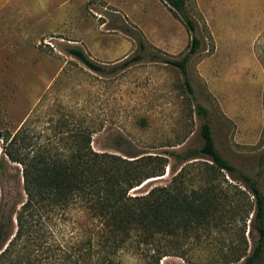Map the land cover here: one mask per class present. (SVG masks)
<instances>
[{
  "label": "rangeland",
  "instance_id": "1",
  "mask_svg": "<svg viewBox=\"0 0 264 264\" xmlns=\"http://www.w3.org/2000/svg\"><path fill=\"white\" fill-rule=\"evenodd\" d=\"M27 1L33 6L27 4L20 17H0V154L27 118L32 128L46 133L60 120L69 129L81 123L93 131L97 152L167 158L163 176L129 192L145 195L169 185L175 170L186 164L171 152L203 146L201 126L208 122L220 153L255 178L264 193V0H186L196 24L193 33L165 0ZM192 35L200 46L187 66L190 92L181 71L153 55L180 60ZM71 48L84 51L105 72L88 69ZM138 54L140 62L121 67ZM198 105L207 111L205 117ZM197 157L184 179L186 192L205 185L198 167L209 161ZM223 174L215 181L221 205L211 224L163 238L174 256L162 257L159 264H243L244 258L236 259L252 254L259 238L255 200L249 192L237 196V176ZM25 200L21 167L6 161L0 169V223L10 239ZM50 226L55 255L44 264H57L87 224L73 211ZM118 263L152 261L124 252ZM257 264H264V254Z\"/></svg>",
  "mask_w": 264,
  "mask_h": 264
},
{
  "label": "trees",
  "instance_id": "2",
  "mask_svg": "<svg viewBox=\"0 0 264 264\" xmlns=\"http://www.w3.org/2000/svg\"><path fill=\"white\" fill-rule=\"evenodd\" d=\"M165 1L193 33L196 24L187 13L186 0ZM199 46L200 40L192 35L189 51L180 60L157 55L153 58L177 67L192 92L187 66ZM140 48L142 53L146 50L142 43ZM69 52L88 69L105 72L103 65L92 61L81 49L71 48ZM141 59L142 55L138 54L124 61L121 67L127 68ZM197 112L207 115L200 105ZM201 135L204 144L200 149L171 152L176 160L186 164L180 171L175 170L169 185L132 196L130 190L150 178L164 175L167 158L97 152L91 145L93 131L81 123L69 129L67 122L60 120L55 130L46 133L32 128L27 118L4 143L0 154V169L6 161L21 167L26 194L16 214L17 230L12 239L6 236V229L0 223V264H44L55 255L49 244L51 222L73 211L85 218L87 228L75 237L70 250L60 253L63 255L57 264H120L118 259L124 252L159 264L162 257L174 256L172 245L162 244L163 238L211 224L221 205L222 191L215 181L224 172L236 175L244 187L243 190L241 185L233 187L237 196L249 192L255 200L253 221L258 243L251 255L244 252L236 260L244 258L243 264H257L264 254V193L255 178L237 169L220 153L208 122L202 124ZM199 155L209 161L198 167L205 176V185L186 192L184 179L190 173V161Z\"/></svg>",
  "mask_w": 264,
  "mask_h": 264
},
{
  "label": "crops",
  "instance_id": "3",
  "mask_svg": "<svg viewBox=\"0 0 264 264\" xmlns=\"http://www.w3.org/2000/svg\"><path fill=\"white\" fill-rule=\"evenodd\" d=\"M32 1V0H30ZM36 0H33V2ZM27 0H0V17L5 15L13 18L15 15L20 17L22 14H25L27 9ZM33 6V4H29V6ZM36 7V6H35Z\"/></svg>",
  "mask_w": 264,
  "mask_h": 264
}]
</instances>
